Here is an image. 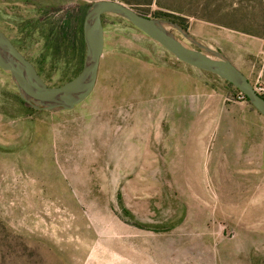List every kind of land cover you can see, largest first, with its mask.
I'll return each mask as SVG.
<instances>
[{"label": "rangeland", "instance_id": "obj_1", "mask_svg": "<svg viewBox=\"0 0 264 264\" xmlns=\"http://www.w3.org/2000/svg\"><path fill=\"white\" fill-rule=\"evenodd\" d=\"M94 1L0 0V29L60 85L86 56L64 22L82 27ZM120 1L171 8L187 46L264 86V0ZM103 25L96 85L73 109L22 103L0 68V264H264V115L125 18Z\"/></svg>", "mask_w": 264, "mask_h": 264}, {"label": "water", "instance_id": "obj_2", "mask_svg": "<svg viewBox=\"0 0 264 264\" xmlns=\"http://www.w3.org/2000/svg\"><path fill=\"white\" fill-rule=\"evenodd\" d=\"M106 13L125 18L178 60L230 82L264 115V97L257 92L247 75L231 60L204 45H198L197 48L187 46L168 29V26H173L190 37L181 25L169 19L141 14L119 0H97L90 4L83 23L86 45L83 68L75 77L57 86L49 85L33 62L0 29V68L11 74L24 101L36 109H73L92 93L104 51L103 15Z\"/></svg>", "mask_w": 264, "mask_h": 264}, {"label": "trees", "instance_id": "obj_3", "mask_svg": "<svg viewBox=\"0 0 264 264\" xmlns=\"http://www.w3.org/2000/svg\"><path fill=\"white\" fill-rule=\"evenodd\" d=\"M120 1V0H119ZM123 2V1H122ZM149 2H151V0H149L147 3H149ZM125 3V2H124ZM128 3V2H127ZM126 3V4H127ZM127 5H129V6H131V7H133L134 9H136L138 12H140L141 14H144V12H142L141 10H138L135 6H132V5H130V4H127ZM88 9V8H87ZM86 14V13H85ZM144 15H146V14H144ZM153 17H158V18H163V19H169V20H172V21H174V22H176V23H178L179 25H181L182 27H184L185 29H187L186 28V26L184 25V23L183 22H180L179 21V19H181V17H180V15H177L171 8H168V10H163V9H161V10H157L156 11V14L153 16ZM85 18V17H84ZM78 21V22H77ZM83 23H84V20H83ZM64 25L66 26V29L68 28V27H71V28H73V30H75L77 33H80L81 32V30L83 31V26L81 27L80 26V24H79V20L78 19H76V21L75 22H73V20L72 19H69V20H66V22H64ZM65 26L64 27H61V28H64V31H65ZM65 34V33H64ZM64 34H60V35H58V37L56 38V39H58V38H60L61 36H63L64 37ZM83 40H84V35H83ZM84 43H85V41H84ZM85 47H86V45H85ZM86 57V56H85ZM36 68H37V70H38V72L40 73V75H42V69H41V67L40 66H35ZM83 68V67H82ZM76 76V75H75ZM74 76V77H75ZM73 78V77H72ZM71 79V78H70ZM69 79V80H70ZM68 81V80H67ZM66 82V81H65ZM228 82V81H227ZM230 83V82H229ZM52 86V85H51ZM55 86H57V85H55ZM236 89V91L237 92H239V93H241L237 88H235ZM263 97H264V95H262ZM244 97H245V100H247L249 103H251L250 102V100L244 95ZM22 101V103H27L26 101H24L23 99L21 100ZM36 109V108H35Z\"/></svg>", "mask_w": 264, "mask_h": 264}, {"label": "built area", "instance_id": "obj_4", "mask_svg": "<svg viewBox=\"0 0 264 264\" xmlns=\"http://www.w3.org/2000/svg\"><path fill=\"white\" fill-rule=\"evenodd\" d=\"M256 90H257V92L259 93V94H261V95H264V86H259V87H256L255 88ZM241 94V98H245L244 97V94H242V93H240Z\"/></svg>", "mask_w": 264, "mask_h": 264}, {"label": "crops", "instance_id": "obj_5", "mask_svg": "<svg viewBox=\"0 0 264 264\" xmlns=\"http://www.w3.org/2000/svg\"><path fill=\"white\" fill-rule=\"evenodd\" d=\"M229 60H231L230 58H229ZM232 62H233V60H231ZM182 62V61H181ZM183 63H185V62H183ZM233 64L236 66V67H238L245 75H246V72H245V70H244V68H243V66L242 65H240L239 63H235V62H233ZM191 66V65H190Z\"/></svg>", "mask_w": 264, "mask_h": 264}]
</instances>
